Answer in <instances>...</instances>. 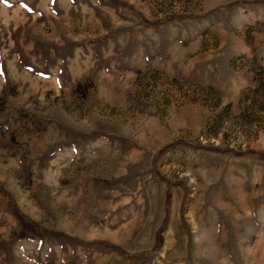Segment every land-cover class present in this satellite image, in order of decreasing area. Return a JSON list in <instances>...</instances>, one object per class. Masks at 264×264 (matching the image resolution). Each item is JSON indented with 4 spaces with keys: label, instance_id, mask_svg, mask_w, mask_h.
I'll return each instance as SVG.
<instances>
[{
    "label": "rangeland",
    "instance_id": "374dc122",
    "mask_svg": "<svg viewBox=\"0 0 264 264\" xmlns=\"http://www.w3.org/2000/svg\"><path fill=\"white\" fill-rule=\"evenodd\" d=\"M0 264H264V0H0Z\"/></svg>",
    "mask_w": 264,
    "mask_h": 264
},
{
    "label": "crops",
    "instance_id": "0c3cea01",
    "mask_svg": "<svg viewBox=\"0 0 264 264\" xmlns=\"http://www.w3.org/2000/svg\"><path fill=\"white\" fill-rule=\"evenodd\" d=\"M5 5V4H4ZM19 8H23V4L22 3H19L18 5H17Z\"/></svg>",
    "mask_w": 264,
    "mask_h": 264
}]
</instances>
